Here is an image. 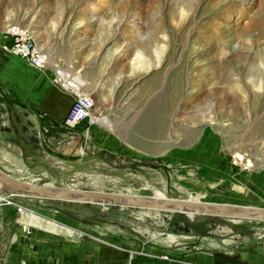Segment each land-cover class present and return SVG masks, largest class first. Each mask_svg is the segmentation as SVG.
<instances>
[{"label": "rangeland", "instance_id": "obj_1", "mask_svg": "<svg viewBox=\"0 0 264 264\" xmlns=\"http://www.w3.org/2000/svg\"><path fill=\"white\" fill-rule=\"evenodd\" d=\"M12 27L56 72L80 76L96 103L88 121L68 126L91 129L90 144L52 170V189L264 209V0H0V31ZM42 201L37 212L51 219L174 256L264 259V221Z\"/></svg>", "mask_w": 264, "mask_h": 264}, {"label": "crops", "instance_id": "obj_2", "mask_svg": "<svg viewBox=\"0 0 264 264\" xmlns=\"http://www.w3.org/2000/svg\"><path fill=\"white\" fill-rule=\"evenodd\" d=\"M7 45L10 46L11 41L0 31V171L27 184L59 186L60 177L52 174V170L57 172L67 163L79 162L84 149L89 147L91 129L85 133L68 128L67 115L74 96L62 88L54 67L48 65L44 70H37L8 51ZM80 83L86 86L82 78ZM42 200L12 195L0 200V264L264 262L259 257H254L255 261L253 258L245 260L242 255L232 257L228 252H217L223 256L218 261L214 258L216 253L212 252L174 256L172 250L157 249L149 242L143 243L127 235L100 233L97 227L80 226L63 217L51 219V215L37 212L46 207ZM29 202L37 205L35 212L30 210L33 207ZM19 207L38 218L20 213Z\"/></svg>", "mask_w": 264, "mask_h": 264}, {"label": "water", "instance_id": "obj_3", "mask_svg": "<svg viewBox=\"0 0 264 264\" xmlns=\"http://www.w3.org/2000/svg\"><path fill=\"white\" fill-rule=\"evenodd\" d=\"M5 195L24 197L34 196L43 200L76 203L107 201L146 210L193 212L203 216H219L236 220L264 221V209L256 211L231 208L227 206H220L216 204L202 203L197 201H180L167 199L156 201L148 199L146 200L141 197L132 195H119L80 190H56L48 187H39L11 179L0 171V200H4ZM214 258L216 261H218L220 259L222 260L223 256L219 253H216L214 254Z\"/></svg>", "mask_w": 264, "mask_h": 264}, {"label": "built area", "instance_id": "obj_4", "mask_svg": "<svg viewBox=\"0 0 264 264\" xmlns=\"http://www.w3.org/2000/svg\"><path fill=\"white\" fill-rule=\"evenodd\" d=\"M5 37L11 41V45L6 46L8 51L21 57L28 65L37 70L46 69L49 63L48 53L26 31L12 27L7 31ZM61 82L62 88L74 96L73 105L67 115V126L76 127L93 116L96 103L92 97L84 95L83 89H78L77 86L71 85L70 81H65L61 78ZM19 212L23 213L24 209L19 207Z\"/></svg>", "mask_w": 264, "mask_h": 264}, {"label": "bare ground", "instance_id": "obj_5", "mask_svg": "<svg viewBox=\"0 0 264 264\" xmlns=\"http://www.w3.org/2000/svg\"><path fill=\"white\" fill-rule=\"evenodd\" d=\"M59 75L61 76L62 79H64L65 81H70V84L71 85H75L77 86L78 89H83L84 90V87L81 85L80 83V79L81 77L80 76H75L74 74L72 73H69V72H63V71H59ZM96 123L99 125V124H103V126L105 125L106 127H109V123L105 120V119H100V118H96ZM133 196V195H132ZM139 197V196H137ZM143 198V197H141ZM144 199V198H143ZM165 195L161 192H157L155 194V197L152 199V200H156V201H162V200H165ZM147 200V199H146ZM102 202H107V201H102ZM197 202H200V201H197ZM239 209H246V210H256V211H259L257 209H252V208H239ZM156 238V236H155Z\"/></svg>", "mask_w": 264, "mask_h": 264}]
</instances>
